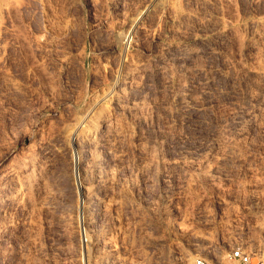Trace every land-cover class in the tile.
Here are the masks:
<instances>
[{"label": "rangeland", "instance_id": "374dc122", "mask_svg": "<svg viewBox=\"0 0 264 264\" xmlns=\"http://www.w3.org/2000/svg\"><path fill=\"white\" fill-rule=\"evenodd\" d=\"M0 41V176L32 181L0 194V264L264 259V0H0ZM115 81L88 255L84 174L60 138Z\"/></svg>", "mask_w": 264, "mask_h": 264}, {"label": "bare ground", "instance_id": "6f19581e", "mask_svg": "<svg viewBox=\"0 0 264 264\" xmlns=\"http://www.w3.org/2000/svg\"><path fill=\"white\" fill-rule=\"evenodd\" d=\"M141 22H142V15L140 14L139 16H137V17L132 19L131 25L129 27V30H127V32L125 30H124L125 32H119V31H118L119 33L115 32L116 39L122 45V47L124 46V48H125L133 40V38H134L135 34L137 33V31L141 28ZM0 46H1V41H0ZM122 56H123V54H122ZM125 77L127 78V76H125ZM116 84H117V81H115L113 86L110 87V92L107 95H104L102 98H100L98 100H95L93 103H91L85 109V111L82 113V115L80 117H78L76 120L73 118L75 120V122L73 121L72 124H69V126L64 130L62 135L60 134L61 138L59 137L60 139L63 140V142H62L63 144L62 145L66 149H70V150L72 149V150L76 151L74 156H73V159L77 163L78 168L84 174V177L82 179L83 182H82V190L81 191L84 193V195L86 197L85 198L86 200L82 204L83 205V209L85 211V217H84V219L82 221V224L84 226H86V230H85L86 236L87 237L90 236V239H87L85 241V248L87 249L88 255L92 251L91 248H93V244L98 245L100 243V239L96 238V236L94 235L95 234V230H96L95 224H97L98 222H97V219H96L97 217L95 218L94 209L90 205V201L93 198V194L95 193V191L93 192V189H94L93 187L94 186H92V182L90 181L89 174H90V172L93 169L96 168V165H97V162H98L97 159H98V155H99L97 151H99L98 150V149H100L99 147L102 145V147L106 146L107 148L111 149V148H113L114 146H116L119 143V139H120L119 132L117 130H114V129H112L110 127V126H112V124L110 126H108V127H105V128L99 127V120H100L99 116H101V115L97 114V110H99L100 105L103 104L105 99L114 98L115 97L114 96L115 93L113 91L116 88ZM116 101H118V100H116ZM107 116H109V115H103L102 119L107 118ZM71 121H72V119H71ZM67 125H68V122H67ZM62 145L60 144L59 146H56V144H53L52 146H53V149L55 151H58L59 149H61ZM84 146H86L85 148L88 149V153L85 152L86 150L83 148ZM82 148L84 149V152L86 154L85 153H81V152H83ZM70 156H72V155H70ZM98 164H100V163H98ZM20 165H22V164H20ZM12 169H16V167H14ZM100 170H101V167H100ZM100 170H99V172H100ZM31 174L28 173L27 176H29V175L31 176ZM94 175H96V174H94ZM94 175H93V177H94ZM22 185L23 186H31L32 185V181L29 180V178L26 177V176H24L23 178H18L9 169L6 170L4 173H2L1 176H0V194H1V192H3V194L4 193H9V192H11V190L13 188H15L17 186H22ZM1 197L2 196L0 195V199H1ZM105 201H106V199H105ZM103 208H104V201L103 200H99L98 201V209H99V211L102 210ZM98 225H100V224H98ZM89 257H88V259H89ZM106 257H107V255H106ZM181 258H182L181 260L183 261L184 264H194L193 256L191 254H188L187 252L183 253ZM219 258H220V256H219ZM88 259H87V261H88ZM89 262H88V264H89Z\"/></svg>", "mask_w": 264, "mask_h": 264}, {"label": "built area", "instance_id": "2783aa9c", "mask_svg": "<svg viewBox=\"0 0 264 264\" xmlns=\"http://www.w3.org/2000/svg\"><path fill=\"white\" fill-rule=\"evenodd\" d=\"M230 258L240 262L241 264H264V259L260 256L252 254L244 246H237L233 248L230 252ZM194 264H211L204 257H196L194 259Z\"/></svg>", "mask_w": 264, "mask_h": 264}]
</instances>
